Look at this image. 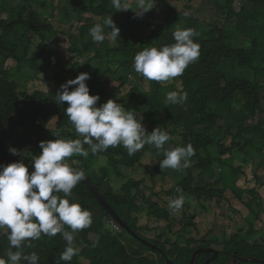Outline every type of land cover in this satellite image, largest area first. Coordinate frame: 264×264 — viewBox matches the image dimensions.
Masks as SVG:
<instances>
[{
	"label": "trees",
	"instance_id": "16d2710c",
	"mask_svg": "<svg viewBox=\"0 0 264 264\" xmlns=\"http://www.w3.org/2000/svg\"><path fill=\"white\" fill-rule=\"evenodd\" d=\"M20 1L23 2L22 8L29 11L26 17H24L25 11L20 6L18 9H21V12L13 8L11 0H0V108L9 134L8 150L10 147L17 148L22 155L15 157L23 159L24 163L29 165V169L33 170L30 164L32 157L42 151L39 142L55 139L52 132L58 131L64 139L81 137L64 114L63 110L67 104L56 103L57 93L35 92L30 95L17 92V83L13 80L19 76L36 79V74L43 71L38 62H41L45 69L61 65L55 53V47L58 44L57 33L49 26L47 33L43 32V25L38 22L37 11H30L37 4L45 6L47 0ZM159 1L156 0V7L147 12V18L136 17L132 10L116 11L111 0H67L71 8L64 9V12L68 14L66 21L68 24L82 22L87 13L104 19L109 16L119 19L116 22L120 28L118 46L111 48L108 42L104 41L102 51H107L111 60L121 67L114 77L123 85L128 84L129 77L133 74L138 82L147 80L135 71L133 65V58L144 49L146 44L153 42L161 47L174 43L173 31L166 26L165 19L160 14L166 13L169 23L173 18L179 28H182L180 22H186L184 29L191 28L197 33L194 41L200 45V56L194 63L189 64L181 75L184 85L182 92L187 93V100L183 104L165 105L158 97L157 81L149 93H142L139 86H135L131 89L127 101L119 103H123L130 111L142 112L147 117L145 128L148 132L156 127L165 129L171 137L168 142L172 143V147H186L188 143L192 144L195 152L190 161L196 160V168L200 170V175L197 179L193 178L191 176L193 171L188 166L187 170L190 174L183 178V191L180 190L177 197L183 195L195 198L206 213L210 210L211 202L220 204L225 201L228 191L239 199L247 193L237 186L239 177L244 174L243 163L238 167L240 152L244 150H238V146L241 145L242 139L245 146L253 143L256 130L260 127L253 125L250 119L259 113H264V78L258 77L256 82L250 79V75H264V0H246L247 5L239 11L234 8L233 0H205L203 4L206 10H210L217 2L220 5L217 9L226 18L223 28L212 22H208V28L205 24L200 25L197 15L185 13L182 3L179 2H169L166 4V10L159 12L157 6ZM189 1L187 7L191 9L198 4L197 0ZM51 10L54 11L55 8L51 6ZM6 12L10 13V18L8 21H3L2 16ZM91 27L92 24L81 27L75 36H70L72 46L69 52L80 54L84 40L89 37L82 53L93 49L95 43L89 33ZM30 29L34 31V36L40 35L41 38L38 46L40 56L37 61L29 58V54L34 52L28 40ZM143 30H150V36L142 33ZM233 32L245 33V39L250 40L252 48H230L228 42L232 40ZM105 33L110 34V30L105 29ZM8 64H12L13 67L7 68ZM78 67L76 63L69 61L71 78L78 75ZM57 79L63 80L61 76L55 78ZM108 85V82H104L100 90L95 86L90 89L104 96ZM235 93L240 95L235 97ZM105 98L104 96L103 101ZM224 108L226 112H220ZM246 110L250 116L248 118L244 117ZM166 113L168 117L161 118ZM54 117H57L56 125L52 128L50 123ZM220 121L225 122L226 129L219 124ZM180 128L183 129L182 139L180 143H176L173 137ZM222 135L231 136L229 146L224 143L225 139H221ZM148 146L160 158H164L163 150ZM85 148L89 151V156L76 155L80 164L78 169L84 170L85 174L93 180L133 231L139 229L138 218L134 215L136 212L143 214L147 211L148 216L152 215L158 220L168 222L173 220V213L168 207L166 209L149 201L142 188L139 189V186H144L145 179L131 180L125 184L123 194H117L108 181L114 173L111 167H105L103 176L97 177L95 170L102 161L109 160V164L116 166V170L119 171L117 166H136L134 155L129 156L122 146L110 147L107 151L95 155L91 153L87 145ZM260 151L262 150L260 149L259 153ZM9 154L12 155L10 152ZM260 155L263 156L264 151ZM11 162L3 158L0 147V164ZM155 172L159 173V170ZM118 174L122 175L120 171ZM206 175L212 179L217 175L218 179L212 184L205 185ZM254 179H258L261 183V178H257V175ZM261 185L264 187V184L261 183ZM133 190L137 192L134 194ZM72 192V199L93 213V223L89 228L74 233L75 246L83 248H79V253L73 257L70 264H168L169 260L176 264H190L195 251L194 246L198 244L202 248L222 247L219 258L212 264H229L230 260L238 258H257L264 262V245L256 243L257 241L248 242L243 238L241 242L232 239L219 243L218 240L197 242L193 238L186 239L185 232H191L192 229L198 230L196 223L198 215L191 217L187 215V210L182 222L183 229L178 234L180 242L184 239L185 247L175 244L172 249H169L165 244L150 242L163 250L157 252L134 240L127 233L126 238L132 242L131 247L125 248L121 239H114L106 233L107 219L110 214L89 188L80 182ZM248 192L255 202L256 191ZM185 208L188 209V205ZM252 212L256 213L254 210ZM65 230L71 231L68 226H65ZM249 232H254V229L250 228ZM31 244L32 247L25 248V252L29 254L36 252L39 256V264H55L56 258L66 247L62 234L54 237L42 234L39 240L31 241ZM8 247L7 238L0 235V257L6 259ZM153 254H156V257ZM209 258H211L210 255L202 257L198 264H206ZM242 264L264 263L243 262Z\"/></svg>",
	"mask_w": 264,
	"mask_h": 264
},
{
	"label": "clouds",
	"instance_id": "9594fccd",
	"mask_svg": "<svg viewBox=\"0 0 264 264\" xmlns=\"http://www.w3.org/2000/svg\"><path fill=\"white\" fill-rule=\"evenodd\" d=\"M111 4L116 11L132 10L136 17L142 18L155 7L156 0H111ZM105 29L110 30L112 43L120 38V28L109 16L89 29L92 40L103 43ZM196 35L191 28L175 30L174 43L145 48L135 55V71L147 80L161 83L183 75L188 65L200 56V45L194 41ZM90 78V73L81 72L62 83L57 92L56 103L67 104L64 114L82 139H64L58 131L52 132L55 139L39 142L42 151L32 157L31 172L23 159L0 164V229L5 230L0 235L5 236L9 244L6 259L0 257V264H39L38 254L26 253L25 248H31V241L39 240L42 234L52 237L62 234L66 241L55 264H70L79 253L74 233L92 225L93 213L72 199V190L86 174L69 165L67 158L88 157L85 145L93 155L122 146L129 156L145 145H151L163 150L160 168L182 170L189 166L195 152L191 143L186 147L165 148L171 139L165 129L156 127L148 132L142 123V115L138 118L134 111L126 109L116 99L109 98L98 105L99 94H90L86 83ZM186 100V92L173 90L166 94L164 103L183 104ZM9 152L13 156L22 155L15 147H10ZM184 203L185 197L180 195L171 199L168 207L178 211ZM65 226L71 231L65 230Z\"/></svg>",
	"mask_w": 264,
	"mask_h": 264
},
{
	"label": "rangeland",
	"instance_id": "374dc122",
	"mask_svg": "<svg viewBox=\"0 0 264 264\" xmlns=\"http://www.w3.org/2000/svg\"><path fill=\"white\" fill-rule=\"evenodd\" d=\"M165 1L167 0H160L158 2L157 6L159 7V12L166 10L164 5ZM204 1L205 0H197L198 4H196L195 8L193 9L187 7L188 5H185V11H187L193 16L197 15V19H199L200 25L205 24L206 28H208L209 26L208 22H212L213 24L215 23L218 27L223 28L225 26L226 18L224 17V14L219 9H217V7L220 5L215 4L210 10H206L203 4ZM235 1L237 2V0ZM173 2H176V0H173ZM243 2L245 3L246 0H244ZM51 6L55 8L54 11L51 10ZM65 6L68 7L67 0H47V3L44 7H42L41 4L35 5L37 9L47 8V11L45 13L48 15L53 12V15L51 16L52 18H49V22L52 23L56 31L60 34V37H57L59 44L55 48V53H57L61 65L53 67L51 69H45V67H43V64L41 62H38V65L43 69V71L41 70L40 73L36 74L37 77L34 81H29L23 76L15 78L19 84V88L21 89V91H27L31 94H34L36 91H43L46 94L50 92L57 93L60 89V85L68 80L67 70L69 60L71 57H74L75 61L78 60L77 55L70 54L69 52V49L72 45V41H69V39L71 35H75L77 33V26L75 25V27L71 28V25L68 23L62 24V21H64L65 19V13L63 11V8ZM241 6L242 4L238 6V9H240ZM132 13L135 14L133 11ZM160 15H163V18L166 22V26H168V28L173 32L177 29H184L186 27L185 22H180L182 28H179L176 25V22L173 23V18H171L169 23L167 20L166 13ZM85 17L92 18L95 22L99 23L102 21L101 17H93L92 15H87ZM142 18H147V13H145ZM150 32V30L142 31V33L146 35H149ZM249 42L245 39V33L233 32L232 40L228 42V45L233 49L247 47L250 49L252 47H250ZM31 49H33L34 52L29 54V58H31V60H33L34 58V60L37 61L40 56L38 45L34 44ZM96 65H100V63H96ZM12 67V64L7 65V68L9 69ZM117 68L118 65L112 61L109 65V69L103 66L100 70L102 77H109L110 79L111 86L109 89H107V91H112L110 92L108 99H116L117 102L126 101L128 95L130 94L131 87L134 88L135 86L141 87L145 92L149 91V84L146 82L143 83L141 81L138 82L134 74L130 75L128 84L123 85L119 80H117L116 82V80L112 79L111 77ZM97 70L98 68L96 67L94 69L93 74H95ZM59 76H61L63 80H55V78ZM261 77L264 78V75L261 74ZM254 78V75H250V79ZM47 79H49V82L46 83L45 80ZM165 86H167V89L161 91V93H163L164 98L166 97V94L169 91H173L175 89H177V91H180L183 89V84L179 77L165 82ZM161 101H163L164 103V100ZM220 112H226V109L224 108ZM135 113L139 118L142 115L143 120L147 118L142 112L135 111ZM226 114L228 115V113ZM167 117V113L161 116V118L163 119H166ZM244 117H250L247 114V111H245ZM143 120L142 123L146 124ZM250 120L253 121V125L259 126L260 129L258 128V130H256V135H254L255 138H253V143H250L245 146L244 140L242 139L240 141L241 145L238 146V150H244V152H240L241 157L238 161V167L242 165L241 163H243L244 174L239 177L237 183V186L241 190L247 192L244 194L242 199L235 197V195L231 191H228L226 193L227 198L225 201L221 202L220 204H216L215 201L211 202V205L209 206L210 210L205 213L196 200L184 196L185 203L182 208L178 211H173L168 207V202L173 199V197H171L169 194L167 195L165 183L166 179H164V182H160V178L157 177V175L152 176L150 174H147V169L154 170L156 168L157 162L155 160H152L151 157L146 156L143 161L144 165L141 166L138 170H136L135 172L126 171V176L128 178H133L136 181L145 179L144 191L146 195L151 198V200H155L152 201L153 203H159L161 207L166 209L169 208L170 211L173 213V220L170 222L158 221L157 217H153L152 215L148 216L147 211H145L142 215L134 214L139 217V231L141 234L146 236V239L152 241H157L160 239L161 241L165 242L170 249L172 248V246H175V244L185 246L186 243L184 242V239L180 242L178 234L183 229L182 222L185 216L184 213H186L187 210L185 206L189 205L190 207L187 210V215L191 217L193 215H198V218L196 219L198 230L192 229L191 232H185L187 233L186 239L195 238L197 240L200 239L209 241H215L217 239L220 243H222L224 239H227L229 241L231 238H235L237 240H242L244 238L248 242L254 243L255 241H257L256 243L264 245V187L263 185H261V183L264 184V155H260V153L264 151V113L259 114L257 117H254ZM219 124H221V126L226 129L227 125L224 121H220ZM55 125L56 117L50 123V126L52 128H55ZM222 134H224V131H222ZM230 138L231 136L228 135L225 137L224 135L221 136L222 140L225 139L224 143L227 146L230 145ZM176 139V142L180 143V140L182 139V132L178 133ZM169 145H171V142H169ZM260 149L262 151H260L259 153ZM190 163L196 175L199 176L200 170L196 168V160L190 161ZM76 166L78 167L79 165L77 164ZM108 166L111 167V165L104 160L96 168L97 174H101L103 169ZM146 167L148 168L146 169ZM111 169L113 168L111 167ZM167 172L170 175L171 182H173L175 187L182 186L183 178L188 176V171L186 168L182 170L169 168L167 169ZM255 175H257V178H261V183L258 181V179H254ZM216 176H214L215 178L213 177L212 179L211 177L206 175L204 177V184L209 185L214 183L218 179V177ZM124 179L125 177H123L122 180ZM114 186L118 192L123 193L120 186H117L116 183H114ZM154 187H157V190L159 192L163 191V194H161L160 197H155L151 195L150 189ZM253 190L256 191L255 202L253 196L250 195V193L248 192ZM252 210H254L256 213H253ZM175 220L177 221L173 222ZM250 228H253L254 232H249ZM1 231L5 230L0 229V232ZM163 234L164 236L163 238H161V235Z\"/></svg>",
	"mask_w": 264,
	"mask_h": 264
},
{
	"label": "bare ground",
	"instance_id": "6f19581e",
	"mask_svg": "<svg viewBox=\"0 0 264 264\" xmlns=\"http://www.w3.org/2000/svg\"><path fill=\"white\" fill-rule=\"evenodd\" d=\"M185 1H187V2H185ZM234 1V8L236 9V10H241L243 7H245L246 5H247V3H248V1L246 2V3H244L243 1L244 0H239V3H238V0H237V2L235 1V0H233ZM169 2H173V0H167V1H165V8H167L166 7V4L167 3H169ZM176 2H179V3H182V5H183V7L185 6V5H189V3H190V1L189 0H176ZM11 3H12V6H13V8L14 9H17V12H21L22 10L21 9H18V6H20L21 8H22V1H20V0H11ZM47 3V2H46ZM217 5H218V3H216ZM242 4V6L240 7V9H238V6L239 5H241ZM42 7H44V6H42ZM69 8H71V6L69 5V3H68V7L67 6H65L64 8H63V11H64V9H67V10H69ZM23 9V8H22ZM24 10V9H23ZM25 11V14H24V17H26L27 16V14L29 13V11H27V10H24ZM30 11H37V13H38V22L40 23V24H42L43 25V27H42V30H43V32H46L47 33V30H48V26L49 27H52L53 28V31L55 32V33H57V37H60V34L56 31V29H55V27L52 25V23L51 22H49V18H52L51 16L53 15V12H51L49 15L48 14H46L45 12L47 11V8H45V9H37L35 6L33 7V9L32 10H30ZM184 12L185 13H188L187 11H185V8H184ZM65 13V12H64ZM188 14H190V13H188ZM87 15H92V14H90V13H87L85 16H87ZM83 17V21L82 22H71L70 23V25L72 26V27H75V25L77 26L76 28H77V33H78V29L79 28H83V27H86V25H91L92 24V26L95 24V23H99V22H95L94 21V19H92V18H86V17ZM93 17H98V16H95V15H92ZM58 17H59V15H58ZM9 18H10V13H4L3 14V16H2V20L3 21H8L9 20ZM44 18V19H43ZM67 19H68V14H66L65 13V19H64V21H62L63 23L62 24H64V23H66V21H67ZM114 21H115V23L119 20L118 18H112ZM91 20H93L92 22H91ZM173 20V23H174V19H172ZM103 21H104V18H102V21L100 22V23H103ZM186 23V22H185ZM225 24H226V22H225ZM33 27H35V26H33ZM168 27V26H167ZM36 29H38L37 27H35ZM34 29V28H33ZM76 33V34H77ZM237 33V32H236ZM28 34H30L29 36H28V40H30V42H31V47L34 45V44H37L38 46H39V42H40V35H35L34 36V31H32L31 29H30V32H28ZM75 34V35H76ZM106 34V39H105V41H107L108 42V46H110L111 48H114V47H116V46H118V40L115 42V43H112L111 41H110V35L108 34V33H105ZM75 35H71V36H75ZM231 35H232V33H231ZM123 36H125V35H123ZM147 36H150V34L149 35H147ZM12 37V36H11ZM126 37V36H125ZM238 37V36H237ZM12 38H14V37H12ZM90 38V37H89ZM89 38H87L86 40H84V44H86L87 42H88V40H89ZM248 42L250 41L249 39H246ZM69 41H70V39H69ZM35 42H38V43H35ZM82 43V44H83ZM95 43V46L93 47V49L91 50V51H88V52H85V53H82V51H83V49H84V47H85V45L83 44L82 45V48H81V51H80V54H75V55H77L78 56V60L77 61H75V58L74 57H71L70 58V60L69 61H71V62H74V63H76L79 67H78V74L79 73H81V72H88V73H90V76H91V78L88 80V81H86V83L89 85V88H91L92 86H95V87H98L99 88V90H100V86H101V84H103L104 82H108L109 83V85H108V87L106 88V90H105V101H103V99H104V96L103 95H101V94H99V93H97V92H95V91H91V89H90V94H99V96H100V100L98 101V105L99 104H102V103H104V102H106L107 100H108V96H109V94H110V92L112 91V90H110V91H107V89H109L110 88V86H111V83H110V79H109V77L108 78H106V77H102L101 76V72H100V70H101V68L104 66V67H106V68H108L109 69V65H110V63L112 62V60H111V58H110V56L108 55V53H107V51H105V52H103L102 51V49H103V47H104V42L103 43H96V42H94ZM58 44H59V41H58ZM57 44V45H58ZM249 44H250V42H249ZM57 45H56V47H57ZM72 46V45H71ZM140 46V45H139ZM138 46V47H139ZM55 47V48H56ZM149 47H157V48H159V46H158V44H156V43H151V44H146L145 46H144V49L145 48H149ZM250 47H252V45H250ZM231 48V47H230ZM248 48V47H247ZM246 48V49H247ZM70 54H72L71 52H70ZM96 63H100V65H96ZM133 65H134V58H133ZM98 68V70H97V72L95 73V74H93V72H94V69L95 68ZM120 69H121V67L120 66H118V68L114 71V73H113V75H112V79H115L116 80V78L114 77V74H116V73H118L119 71H120ZM67 74H68V79H71V76H70V73H69V64H68V70H67ZM254 76H255V78L254 79H252V81L253 82H256V80H257V78L258 77H261V74H254ZM22 77V76H21ZM37 77V76H36ZM25 78H27L29 81H34V80H32V79H30V77H25ZM179 78H180V80H181V82H182V84H183V81H182V78H181V76H179ZM13 81H16L17 82V80L16 79H14ZM45 82L47 83V82H49V79H47V80H45ZM116 82H117V80H116ZM148 83L149 84V91H147V92H145L141 87H139V90L142 92V93H149L151 90H152V86H153V84L156 82V81H154L153 83L151 82V81H149V80H145V81H143V83ZM158 85H159V95H158V97H159V99L160 100H165V98L163 97V93H161V91H163V90H166L167 89V86H165V82L164 83H161V82H158ZM264 87V86H263ZM131 89H132V87H131ZM71 90V89H70ZM180 91H184V85H183V89L182 90H180ZM17 92H21V93H27V94H30V95H32L31 93H28L27 91H21V89L19 88V84H18V82H17ZM36 92H41V93H45V92H43V91H36ZM130 93H131V90H130ZM46 94V93H45ZM49 94V93H48ZM240 95V93H235V97H238ZM127 101V100H126ZM165 104V103H164ZM247 111V110H246ZM139 112V111H138ZM248 114V113H247ZM260 114V113H259ZM258 114V115H259ZM263 114V113H262ZM249 115V114H248ZM257 115V116H258ZM256 116V117H257ZM0 117H1V119H2V122H3V124H4V129H5V131H6V152H7V155L8 156H12V155H10L9 154V150H8V142H9V134H8V130H7V127H6V123H5V121H4V115H3V112H2V109L0 108ZM55 118V117H54ZM56 119H57V117H56ZM147 119V118H146ZM146 119H144L143 121L145 122V120ZM146 123V122H145ZM144 124V123H143ZM145 126H146V124H144ZM183 131V129L182 128H180V129H178V132H177V134H175L174 135V140L175 141H177V139H176V136L178 135V133H180V132H182ZM177 143V142H176ZM168 147H172V143H171V145H169V142L168 143H166V145H165V148H168ZM146 156H149V157H151V159L152 160H155L156 162H157V165H156V168L154 169V170H149V169H147L148 167H146V169H147V174H150V175H152V176H155V175H157V177H159L160 179V182H164V179H166V181H165V183H166V189H167V192H169V194H170V196L171 197H173V198H176L177 197V193H178V191H177V189H179V190H182L183 191V187L182 186H178V187H175L174 186V184H173V182H171V177H170V175L168 174V172H167V169H169V168H166V169H162V168H160V165H159V161L160 160H162L163 158H160L158 155H157V153L155 152V151H152L151 149H150V147L148 146V145H145L144 146V148L142 149V150H140L138 153H136L135 155H134V158H135V162H136V166L135 167H126V166H117V168L119 169V171H120V173L122 174L121 176H120V174H118L119 173V171L118 170H116V166H114L113 164H111V167L113 168V170H114V175H112L111 176V178L108 180L109 181V183H110V186L113 188V190L115 191V193H117V194H123V193H121V192H118L117 190H116V188H115V186H114V183H116V185L117 186H120V188L123 190V188H124V186H125V184L126 183H128V182H130L131 180H135V179H133V178H128L127 176H126V171H130V172H135L136 170H138L141 166H143L144 165V163H143V161H144V158L146 157ZM12 157H15V156H12ZM15 158H17V159H19L18 157H15ZM6 160H8V159H6ZM20 160V159H19ZM8 161H11V160H8ZM106 161V160H105ZM103 162V161H102ZM107 162L109 163V160H107ZM67 163H69V165H71V166H73V167H76V168H78L76 165L78 164L79 166H80V164H79V162H78V160H77V157L76 156H73V157H70V158H67ZM30 164H32V162L30 163ZM100 165V164H99ZM98 165V166H99ZM97 166V167H98ZM189 166L192 168V165H191V163L189 162ZM96 167V168H97ZM159 170V173H156L155 171L156 170ZM187 169V168H186ZM30 170V169H29ZM32 171V170H31ZM188 171V170H187ZM192 174H191V176L194 178H198L199 176L198 175H196V173H195V171L193 170V168H192ZM95 172H96V170H95ZM95 172H93V173H95ZM103 171H102V173L101 174H97V172H96V175H97V177H102L103 176ZM190 174V172L188 171V175ZM87 179H89L94 185H95V183L93 182V180H91V178L86 174V176H85ZM123 177H125V179L124 180H122L123 179ZM210 177V176H209ZM128 178V179H127ZM143 179H141V180H138V181H142ZM83 182V181H82ZM84 183V182H83ZM238 183V182H237ZM85 184V183H84ZM86 185V184H85ZM87 186V185H86ZM88 187V186H87ZM95 187L98 189V187L95 185ZM141 188H142V190L144 191V186H139V189L141 190ZM90 190V189H89ZM99 190V189H98ZM91 191V190H90ZM100 191V190H99ZM134 191V194L137 192L136 190H133ZM92 192V191H91ZM101 192V191H100ZM150 192H151V195L152 196H155V197H160L161 196V194H163V191H161V192H159L158 190H157V187H154V188H151L150 189ZM154 192L156 193V194H154ZM93 193V192H92ZM144 193H145V191H144ZM94 194V193H93ZM103 195V194H102ZM145 195H146V193H145ZM167 195H168V193H167ZM104 196V195H103ZM147 196V195H146ZM96 197V196H95ZM105 197V196H104ZM97 198V197H96ZM106 198V197H105ZM147 198L149 199V201H155V200H151V198H149L148 196H147ZM187 198H190V199H194V200H196L195 198H193V197H188L187 196ZM97 200L99 201V203L106 209V207L101 203V201L97 198ZM197 201V200H196ZM109 202V201H108ZM110 203V202H109ZM197 203H198V201H197ZM111 204V203H110ZM159 206H160V204L159 203H157ZM199 204V203H198ZM112 205V204H111ZM200 205V204H199ZM161 207V206H160ZM189 205H188V209H189ZM115 209V208H114ZM187 209V210H188ZM107 210V209H106ZM116 210V209H115ZM108 211V210H107ZM117 211V210H116ZM118 212V211H117ZM108 213H109V211H108ZM110 214V213H109ZM135 214H139V215H142V214H140V213H135ZM185 214V213H184ZM120 215V214H119ZM147 215H148V212H147ZM121 216V215H120ZM194 216V215H193ZM109 218L107 219V225H106V233L108 234V235H110V236H112V238H114V239H121L122 240V245H123V247H125V248H129V247H131V240H129V239H127L126 238V234L128 233V234H130L129 232H127L113 217H112V215L110 214V216H108ZM122 217V216H121ZM136 217L138 218L137 220H138V222H139V217L136 215ZM123 218V217H122ZM123 221H124V219H123ZM158 221H166V220H158ZM125 222V221H124ZM138 222H137V226H138ZM166 222H168V221H166ZM170 222V221H169ZM128 226V225H127ZM129 227V226H128ZM130 228V227H129ZM131 229V228H130ZM132 230V229H131ZM133 231V230H132ZM137 235H139L140 236V238L143 240V241H145L152 249H154V250H156L157 252L159 251V252H161V251H163V250H161L160 249V247H158V246H155V245H153V244H151L150 242H156V243H161V244H165V245H167L165 242H163V241H161L160 239L159 240H157V241H152V240H148V239H146V236L145 235H143V234H141L140 233V231H139V229H138V231H134ZM250 234H252V233H250ZM131 235V234H130ZM241 235V234H240ZM132 236V235H131ZM163 236H164V234L163 235H161V238H163ZM132 238H133V236H132ZM134 240H136L135 238H133ZM194 240H197V239H195V238H193ZM232 239H235V238H231L230 240H232ZM217 240V239H216ZM215 240V241H216ZM229 240V241H230ZM236 241H237V239H235ZM239 240V239H238ZM136 241H138V240H136ZM198 241H200V239L199 240H197V242ZM212 242V241H214V240H211V241H209V240H202V242ZM224 241H228L227 239H224ZM223 241V242H224ZM240 242H241V240H239ZM139 242V241H138ZM219 242V241H218ZM222 242V243H223ZM139 243H141V242H139ZM220 243V242H219ZM142 244V243H141ZM144 245V244H143ZM144 246H146V245H144ZM168 246V245H167ZM186 246V245H185ZM185 246H181V247H185ZM147 247V246H146ZM79 248L81 249V248H83V247H81V246H79ZM149 248V247H148ZM169 248V247H168ZM170 249V248H169ZM172 249V248H171ZM194 249H195V251H194V253H193V256H192V260H191V263L190 264H198V261L202 258V257H204V256H207V255H210L211 256V258H209L207 261H206V264L210 261V260H212V259H214V255L213 254H209V253H202V254H199V255H196L197 253H199V252H203V251H214L217 255H218V258H219V256H220V250H222V247L221 246H215V247H210V248H202V247H200V245L198 244V245H196V246H194ZM153 255H155V257H156V254H153ZM196 255V256H195ZM234 257H236V255L234 256ZM217 258V259H218ZM216 259V260H217ZM239 261H242V262H240V263H238V264H242L243 262H252V261H255V262H257V263H264V262H262L260 259H252V258H238V259H236V260H230V262H229V264H235L236 262H239ZM213 263V262H212ZM211 263V264H212ZM252 263H254V262H252ZM168 264H176L174 261H171V260H169L168 261Z\"/></svg>",
	"mask_w": 264,
	"mask_h": 264
},
{
	"label": "water",
	"instance_id": "95a60500",
	"mask_svg": "<svg viewBox=\"0 0 264 264\" xmlns=\"http://www.w3.org/2000/svg\"><path fill=\"white\" fill-rule=\"evenodd\" d=\"M0 147L2 151V156L5 159L11 160L12 162L18 161L19 159L8 156L6 152V131L4 129V124L2 122V119L0 117ZM31 172V170H29ZM83 182L88 186V188L94 193V195L101 201V203L106 207V209L109 211V213L112 215V217L127 231L129 232L133 238L141 242L142 244L146 245L147 247L151 248L145 241H143L139 235H137L134 231H132L127 224L123 221V218L119 215V213L114 209V207L108 202V200L102 195V193L95 187V185L85 177ZM202 253H209L214 255V259L210 260L207 264H211L214 262L218 255L214 251H203L199 252L196 255L202 254ZM195 255V256H196ZM242 261L236 262L235 264H238ZM255 262V261H252Z\"/></svg>",
	"mask_w": 264,
	"mask_h": 264
}]
</instances>
